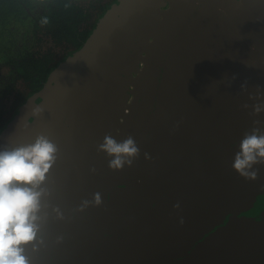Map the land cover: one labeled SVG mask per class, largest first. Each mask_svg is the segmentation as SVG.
Here are the masks:
<instances>
[{
  "label": "water",
  "instance_id": "water-1",
  "mask_svg": "<svg viewBox=\"0 0 264 264\" xmlns=\"http://www.w3.org/2000/svg\"><path fill=\"white\" fill-rule=\"evenodd\" d=\"M257 86L264 0H112L0 128V149L40 134L59 149L31 264H264V164L254 180L232 167L264 129ZM109 134L135 139L131 166L109 167Z\"/></svg>",
  "mask_w": 264,
  "mask_h": 264
},
{
  "label": "clouds",
  "instance_id": "clouds-1",
  "mask_svg": "<svg viewBox=\"0 0 264 264\" xmlns=\"http://www.w3.org/2000/svg\"><path fill=\"white\" fill-rule=\"evenodd\" d=\"M37 2L43 3V0ZM65 7L70 5L66 4ZM48 23L49 18L43 17L41 24ZM241 87L247 90V82ZM259 87L250 98L258 99L264 95L259 92ZM243 107L248 108L249 105ZM251 107L254 109L253 115L264 111V103L261 102ZM34 111L39 114L43 109L37 107ZM254 123L259 124L260 121ZM98 150L110 157L109 167L113 170L123 169L125 164L131 166L140 154V148L132 136L118 142L110 134L106 135ZM58 151V146L44 134L38 135L34 143L0 149V264H31L25 254L26 246L31 244L35 251L39 245L44 244L43 235L38 237V233L41 232L47 214L41 216L40 213L43 208L42 198L50 195V191L41 185L47 180V174L58 159ZM256 164H264V129L258 127L244 133L232 167L245 179L254 180L258 174V170H253ZM93 203H102L99 192L94 194L93 201L84 200L81 210ZM54 210L58 218H64L59 207Z\"/></svg>",
  "mask_w": 264,
  "mask_h": 264
},
{
  "label": "trees",
  "instance_id": "trees-1",
  "mask_svg": "<svg viewBox=\"0 0 264 264\" xmlns=\"http://www.w3.org/2000/svg\"><path fill=\"white\" fill-rule=\"evenodd\" d=\"M88 1L85 5L82 0H43V3L37 0H0V51L5 48L19 54L25 45L31 44L30 49L23 53L21 63L14 62L27 83L25 91L17 94L16 105L42 86L61 59H57L53 48L42 49V43L52 39L57 45L64 44L68 50L63 57L79 48L91 32L97 16L112 0ZM66 4L70 7L66 8ZM45 16L49 23L43 25L41 20ZM27 88L31 91L27 92ZM4 113L0 114V120L5 123L11 115L5 118Z\"/></svg>",
  "mask_w": 264,
  "mask_h": 264
},
{
  "label": "flooded vegetation",
  "instance_id": "flooded-vegetation-1",
  "mask_svg": "<svg viewBox=\"0 0 264 264\" xmlns=\"http://www.w3.org/2000/svg\"><path fill=\"white\" fill-rule=\"evenodd\" d=\"M30 45H31L30 43L28 45H25L24 50H21L19 52V54H16V55H13L10 50L5 49V48H2L0 51V114L4 111L5 112L8 111L7 114L4 113L5 118L12 115V113L14 112L16 107L19 105V104L16 105V103L18 101V97H17L18 95L17 94L20 91L16 94L15 98L12 100V102L10 104H7V102H5V98H6L7 94L9 93V90L12 89V86H14L16 84L17 80L22 78L21 73L17 70V66L14 64V62L21 63L20 59L23 57V53L27 52L30 49L29 48ZM66 50H68V49L66 48ZM15 59H16V61H15ZM7 60L9 63L8 65L12 67V69L10 70V74H4L2 72V66L4 65V63ZM26 87H27V85H26ZM22 91H24V90H22ZM30 91H31V89L27 88V92H30ZM27 92H25V95ZM21 101H22V99L20 100V102ZM3 124H4V121L0 120V127Z\"/></svg>",
  "mask_w": 264,
  "mask_h": 264
},
{
  "label": "rangeland",
  "instance_id": "rangeland-1",
  "mask_svg": "<svg viewBox=\"0 0 264 264\" xmlns=\"http://www.w3.org/2000/svg\"><path fill=\"white\" fill-rule=\"evenodd\" d=\"M88 0H82V3L87 5L88 4ZM97 11V10H96ZM24 45V44H23ZM53 48L57 53V59H60L63 57V55L66 53V46L64 44H56L55 42H52V39H47L46 41H44L42 43V49L47 50ZM18 50V48L16 49ZM13 54V53H12ZM16 55V54H13ZM8 60L4 63V65L2 66V72L4 74H10V70L12 69L11 66L8 65ZM26 89V81L23 78H20L19 80L16 81V84L14 85V87L12 89L9 90V93L7 94L6 98H5V102H7V104H10L12 102V100L15 98L16 94L19 91ZM8 111L5 112V114H7Z\"/></svg>",
  "mask_w": 264,
  "mask_h": 264
},
{
  "label": "bare ground",
  "instance_id": "bare-ground-1",
  "mask_svg": "<svg viewBox=\"0 0 264 264\" xmlns=\"http://www.w3.org/2000/svg\"><path fill=\"white\" fill-rule=\"evenodd\" d=\"M9 47V46H8Z\"/></svg>",
  "mask_w": 264,
  "mask_h": 264
}]
</instances>
